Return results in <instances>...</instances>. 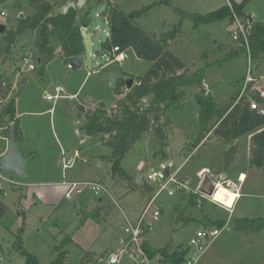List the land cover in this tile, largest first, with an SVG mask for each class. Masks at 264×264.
I'll use <instances>...</instances> for the list:
<instances>
[{
  "label": "rangeland",
  "instance_id": "374dc122",
  "mask_svg": "<svg viewBox=\"0 0 264 264\" xmlns=\"http://www.w3.org/2000/svg\"><path fill=\"white\" fill-rule=\"evenodd\" d=\"M45 1L54 6L55 12H60L74 0ZM161 1L165 0H104L97 5V0H89L87 8H90L92 22L82 31L84 53L81 56V68L68 67L58 52L43 76L29 70L22 61V54L27 52L28 60L32 62V53L30 48L27 49L34 42L31 32L20 36L10 55L3 54L5 42L1 37L3 34H0L1 69L15 74L18 69L14 72L12 69L18 66V83L25 79L16 103L28 141L26 148L35 151L31 159L24 157L23 178L1 172L5 180L0 178L4 188L0 200L7 209L0 215V257L3 259L0 264H25L26 255L34 257L37 264H50L56 257L55 246L65 236L71 238L66 248L74 250L75 247L76 250L69 253L68 263L80 264L86 252L96 256L109 253L126 225L124 215L133 220V215L147 203L151 193L144 192L143 182L138 184L136 178L143 179L151 168H158L159 163L151 158L152 136H143L122 160L121 167L129 175V179H124L119 174H113L111 163L101 158L108 156L110 150L102 146L99 139L86 137L79 130L83 120L77 116L76 106L93 110L103 103L111 113L124 96H115L113 93L116 82L131 78L133 86L135 78L143 76L152 65L151 62L138 59L131 49L120 54L121 63L113 59L114 52L98 56L109 32L103 13L113 6L129 14ZM167 1L171 5L160 4L150 9L136 19V23L150 35L175 34L168 49L185 64L188 73L240 49L231 40L228 19L197 27L185 20L179 25L180 12L205 15L229 6V0ZM232 1L242 4L244 0ZM243 4V12L251 16L253 22L264 23V0H246ZM0 11L3 12L0 24L6 30L15 28L20 14L25 18L34 13L29 0L0 3ZM57 44L56 40L52 41L54 50ZM248 58L247 52L241 53L222 65L208 69L205 81L211 91L206 94L204 90V96L211 95L219 105L229 104L240 97L249 68ZM251 66L254 77L257 80L260 78L264 85V58H259ZM111 78H114L112 86ZM56 87L64 90V96L77 92L76 99L62 98L55 103L47 101L46 95H53ZM121 91L125 93L126 87ZM185 91L188 94L181 102V109L168 112L172 126L168 132L170 159L167 162L173 164L172 170L177 171L176 176L192 188L199 183L201 174L211 177L219 184L213 193V200L218 204L200 199V205H191L189 194L168 196L166 192L161 193L154 203L161 210V216L153 223L145 244L153 250L166 248L168 255H172L180 247H185L197 231L214 227L220 230V235L208 244L197 264H264V231L259 235L245 236L232 228L238 219L264 218V167L250 165V136H243L234 142L237 143V155L225 171L234 182H237L241 171L247 177L240 187L243 196L229 213L226 208H231L237 194L226 185L227 182L223 183L225 172L221 162L222 154L232 144L225 145L215 134L210 133L197 148L194 146L200 110L194 95L199 89L191 86ZM61 147L81 151L87 162L77 163L69 173H74L77 181L100 183L114 201L105 193L96 196L86 188L77 197L64 198V189L59 185L62 178ZM141 163L144 167L140 170L138 165ZM10 178L16 185L7 181ZM240 178L244 179V176L241 174ZM156 189L152 188V192L155 193ZM218 192L221 193V200L215 199ZM225 193L234 198L231 204L226 203L229 197ZM34 194L40 199L37 204L32 203ZM212 220H224L226 225L221 227ZM53 223H57L59 228ZM157 255L160 254L154 256L155 264H165V258L160 261L155 258ZM84 264H93V261Z\"/></svg>",
  "mask_w": 264,
  "mask_h": 264
},
{
  "label": "trees",
  "instance_id": "16d2710c",
  "mask_svg": "<svg viewBox=\"0 0 264 264\" xmlns=\"http://www.w3.org/2000/svg\"><path fill=\"white\" fill-rule=\"evenodd\" d=\"M6 1L8 0H0V3ZM103 1L97 0L96 4H102ZM229 2V6L205 15L180 12L179 25L185 20L193 23L195 27L211 25L226 19L231 21V10L239 17H249L243 12V3L236 4L232 0ZM88 4L89 0L81 9H69L63 13V11L55 12L54 6L45 0H29V6L34 9V13L22 19L18 17L15 28L5 30L2 35L5 42L3 54L10 55L16 41L29 31L35 35V42L30 47L31 60L35 63L33 71L43 76L46 66L55 58L56 54L51 45L53 40L58 42L59 56L68 66L70 58L81 57L84 53L82 31L92 22L90 8H87ZM160 4L171 5L167 0L155 2L129 14H125L118 7L111 6L103 13L102 16L106 20L109 32L108 38L102 44V49L106 53H112L114 47L118 48L113 59L119 57L125 50L131 49L138 59L151 62L152 65L143 76L135 78V84L125 93L121 91L126 85L125 80L119 79L116 82L113 93L115 96H124L111 113L106 110L103 103H99L93 110H84L83 106L77 105V116L82 117L83 120L79 130L86 137L99 139L102 146L110 150L108 156H101V158L111 163L113 174L129 179L121 167V162L145 135H151L153 138L152 160L160 164L168 161V132L172 126L168 112L180 110L181 102L188 94L185 89L196 86L199 92L194 95V98L200 110L193 140L194 146L198 147L210 133L215 134L223 144H232L222 154L221 164L225 172L237 155V143L234 142L249 135L250 165L263 168L264 114H261L259 109L252 110L250 103L255 102L260 108H264V96L257 92H249L247 88L245 93L231 103L219 105L215 103L211 95L204 96L203 84L208 69L215 65H222L241 53L245 54L248 51L251 65H254L259 58H264V23L254 22L252 24L248 35V50L242 45L237 52L188 73L185 64L168 49L169 43L175 39V34L171 32L159 36L150 35L136 23V19ZM24 80L21 79L17 84V89L13 91V99L5 101L7 92L11 90V83L5 73H0V96L4 100L0 103V128H2L0 134L8 139L11 125H13L12 131L16 146L24 143L14 105L16 97L23 88ZM142 188L144 192L150 191L144 183ZM196 200L197 196L191 195L188 201L191 205H195ZM214 224L222 227L224 222L215 221ZM232 228L235 232L245 236L258 234L264 231V218L238 219L233 223ZM69 241L71 238L66 236L58 246H55L56 257L50 264H72L68 263L69 253L66 249ZM146 250L151 258L160 254L173 264H180L186 254L181 247L172 255H168L166 248L153 250L148 247ZM92 259L93 255L85 253L83 262L80 264L86 261L91 262ZM25 264L37 263L34 257L26 255Z\"/></svg>",
  "mask_w": 264,
  "mask_h": 264
},
{
  "label": "built area",
  "instance_id": "2783aa9c",
  "mask_svg": "<svg viewBox=\"0 0 264 264\" xmlns=\"http://www.w3.org/2000/svg\"><path fill=\"white\" fill-rule=\"evenodd\" d=\"M2 14L3 13H1V15ZM231 19L229 34L232 42L237 43L240 47L244 45L246 50H248V35L251 26L254 23L251 16L242 18L231 10ZM117 51L118 48L116 47L112 49V52L114 53ZM117 58L114 60L117 61ZM22 61L24 64L28 65L29 70L33 71L35 63H30L27 56L22 57ZM248 64L249 68L244 80L242 94L245 93L247 88H249V92H257L261 96H264V85L261 83L260 78L257 80L254 77L250 60ZM16 89L17 87L15 86L13 88L11 84V90L8 91L7 95L5 96L6 101L9 97L13 98V91ZM54 91L55 93L53 95H46L45 99L47 101H52L55 103L59 99L69 98L62 95L64 90L61 87H56ZM2 101L4 100H1L0 102ZM250 108L252 110L259 109V112L264 114V108H260L255 102L250 103ZM77 163H87L81 151H61L60 167L63 175L60 186L64 189V198L71 199L74 196L77 197L86 188L96 196L105 193L114 201L107 189L104 188L100 183L81 182L69 176L68 171L72 169ZM172 167L173 164L170 162L161 164L159 163L158 168H151L146 173L145 177L142 179V182L147 187H149L150 191L148 193H151L147 203L140 212L133 215V220L128 219L124 215L126 225L123 229L118 246L110 253L93 256V264H155L154 258H151L146 250L147 247L145 244V239L147 234L151 231L153 223L157 222L161 216V210L158 209L154 203L157 197L163 192H166L168 196H174L177 193L189 194L190 196L196 195L197 205L201 204L200 199L218 204L213 200V195L211 197H207L199 193L197 190L198 184L192 188L189 184L180 180V178L176 176L177 171H173ZM0 177L1 179H4L1 175ZM200 177L202 178V174ZM7 181L11 185H16L12 179H8ZM214 183L215 187L219 185L215 181ZM226 185L228 186V182ZM152 188H157L155 193L152 192ZM226 209L230 210L229 208ZM219 235L220 230L214 227L197 231L195 235L190 238L186 247L183 248V251H185L186 254L180 264H197L201 255L205 252L208 244L214 241ZM2 260L3 259L0 257V261Z\"/></svg>",
  "mask_w": 264,
  "mask_h": 264
},
{
  "label": "crops",
  "instance_id": "0c3cea01",
  "mask_svg": "<svg viewBox=\"0 0 264 264\" xmlns=\"http://www.w3.org/2000/svg\"><path fill=\"white\" fill-rule=\"evenodd\" d=\"M87 1V0H86ZM85 1V2H86ZM69 2H72V1H69ZM70 4V3H69ZM68 5V4H67ZM66 5V6H67ZM1 13H3L2 11H0V15H1ZM252 20H253V18H252ZM10 29H13V28H11L10 27ZM31 35L34 37V42H35V35L33 34V33H31ZM2 37V36H1ZM1 39V38H0ZM34 42L33 43H31L30 45H29V47H27V49H29L33 44H34ZM51 45H52V42H51ZM57 46V49L56 50H54L55 51V53L57 54L59 51H60V46H59V44H57L56 45ZM23 56L22 57H24V56H28V54H27V52H25L24 54H22ZM80 58V61H81V57H79ZM118 60L116 61V63H121L122 61H121V58H120V56L117 58ZM48 66V65H47ZM47 66H46V68H47ZM4 66L2 65V68H3ZM18 66H15V68L14 69H12V71L14 72L15 71V69L17 68ZM68 67H69V65H68ZM0 73H5V76L7 77V78H9L10 79V83L12 84V86H13V88L16 86L17 87V84H19L18 83V75H17V72L15 73V74H10V73H8V72H5V68H3V70L1 69V67H0ZM261 76V75H260ZM21 77V76H20ZM206 80V79H205ZM204 80V84H203V90H206V94L207 93H209L210 91H211V87H210V85L209 84H207L206 83V81ZM205 87V88H204ZM210 88V89H209ZM76 95H77V92L76 93H71V94H69L67 97H69L68 99H72V100H75L76 99ZM71 97V98H70ZM10 99H12L11 97H9L8 99H7V101H9ZM1 100H3L2 99V97L0 96V101ZM5 101H6V99H5ZM17 99H15V101H14V105H15V113H16V118L18 119V121H19V126H20V129H21V131H22V135H23V138H24V143H22V144H20V145H18L17 146V148H18V150H19V152H20V154H21V156H22V158H23V160H25L24 159V157L25 158H32V157H34L35 156V151H33V149H29V148H26V145H27V138H26V134H25V129H24V126H23V124H22V122H21V120H20V113H18V110H17ZM1 103V102H0ZM218 104V103H217ZM51 110H53V108L51 109ZM77 112V111H76ZM1 129L2 128H0V131H1ZM4 129V128H3ZM205 140V139H204ZM8 139H6V138H4V137H2V135L0 134V158L5 154V152H6V150H7V146H8ZM204 142V141H203ZM202 142V143H203ZM170 147V146H169ZM169 147H168V149H167V154H168V156H169V159H170V154H169ZM197 148V147H196ZM196 148H194V150L196 149ZM67 149V150H66ZM63 150H66L65 152H72V151H70L69 150V148H65V147H61L60 148V153H59V155H60V158H61V151H63ZM195 151H193V153H194ZM143 164L141 163V164H139L138 165V169H143ZM124 170V169H123ZM62 172V171H61ZM68 174H69V176L70 177H72V178H75L76 177V175L74 174V173H72V174H70L69 173V171H68ZM241 174L244 176V179H241L240 178V176H241ZM0 175H1V173H0ZM62 175H63V173H62ZM129 176V175H128ZM1 178V177H0ZM4 178V177H3ZM222 178L224 179L223 181L224 182H228V186L230 187V189H233L235 192H236V194H237V198L234 200V202H233V205L231 206V209L230 210H227L229 213L234 209V207H235V205H236V203H237V201H238V199H241L242 198V194L240 193V191H241V189L242 188H240L241 187V185L242 184H244L245 182H246V180H247V177H246V175H245V173L243 172V171H241V172H239V174H238V176H237V182L235 181H233V179H232V177H229V175H227V172H225L224 174H223V176H222ZM10 179H13V178H10ZM62 179V178H61ZM142 180V179H141ZM60 185V184H59ZM23 187H26V188H28L27 186H23ZM3 185L1 184V180H0V198H1V196H3L4 194H3ZM12 190H14V188H12ZM33 199H32V203L33 204H37L38 202H40V199L38 198V196L36 195V194H34L33 195V197H32ZM224 207V206H223ZM226 208V207H225ZM5 209H7L6 208V206L2 203V201L0 200V215L1 214H3L2 212V210H5ZM81 209V208H80ZM2 211V212H1ZM25 212L23 211L22 212V214L25 216V214H24ZM79 213V212H78ZM214 221H216V220H212V222H214ZM224 222V225L223 226H225L226 225V222L224 221V220H221V222ZM24 224V222L22 223V225ZM54 224V226H56L57 228H59V226L57 225V223H53ZM24 226V225H23ZM23 226H21V228L22 229H24V227ZM263 232V231H262ZM261 232V233H262ZM238 234H240V233H238ZM260 233H258V234H256V235H259ZM122 235V234H121ZM121 235L120 236H118L117 237V239H116V245L114 246V248L111 250V251H113V250H115L116 249V247L118 246V243H119V240H120V238H121ZM250 235H255V234H250ZM66 237V236H65ZM255 237V236H254ZM64 239V237L61 239V240H63ZM72 245H73V241H72ZM147 248L149 247V246H146ZM186 247V246H185ZM184 248V247H183ZM183 248H182V250H183ZM67 249V248H66ZM67 251H68V253H70V252H72V251H76L75 250V247H74V250L73 249H67ZM87 253V252H86ZM110 253V252H109ZM85 254V253H84ZM102 254H105V253H102ZM91 255H93V256H96V254H91ZM101 255V254H100ZM69 256V255H68ZM155 258H158V260L160 259V261H162L163 260V256H161V255H157V257H155ZM165 262V264H173V263H171L170 262V260H168V259H166V260H164Z\"/></svg>",
  "mask_w": 264,
  "mask_h": 264
},
{
  "label": "water",
  "instance_id": "95a60500",
  "mask_svg": "<svg viewBox=\"0 0 264 264\" xmlns=\"http://www.w3.org/2000/svg\"><path fill=\"white\" fill-rule=\"evenodd\" d=\"M86 0H77L76 2H72L65 6L63 8V13H66L69 9H81ZM19 18L22 19L23 15L20 14ZM6 30V27L3 24H0V34L2 35ZM106 51L102 50L98 56H105ZM69 67H76V68H81V61L79 57H73L68 60ZM114 78L110 79L111 86L113 84ZM132 79L128 78L125 80V87L127 90H129L132 87ZM13 125H11L10 128V134L8 138V146L5 154L0 158V170L1 172H6V173H13L14 175L23 178L25 176L24 172V160L16 146V143L14 141V134H13ZM136 181L138 184H142V180L140 177L136 178ZM215 183L211 179V177L204 175L200 179L197 190L199 193L211 197L215 191ZM183 227V226H182Z\"/></svg>",
  "mask_w": 264,
  "mask_h": 264
},
{
  "label": "clouds",
  "instance_id": "9594fccd",
  "mask_svg": "<svg viewBox=\"0 0 264 264\" xmlns=\"http://www.w3.org/2000/svg\"><path fill=\"white\" fill-rule=\"evenodd\" d=\"M225 195H228V197H229L228 200L226 201V203L231 204L234 198L230 194L225 193ZM215 199L221 200V193L220 192L217 193Z\"/></svg>",
  "mask_w": 264,
  "mask_h": 264
},
{
  "label": "bare ground",
  "instance_id": "6f19581e",
  "mask_svg": "<svg viewBox=\"0 0 264 264\" xmlns=\"http://www.w3.org/2000/svg\"><path fill=\"white\" fill-rule=\"evenodd\" d=\"M229 209H231V208H229Z\"/></svg>",
  "mask_w": 264,
  "mask_h": 264
}]
</instances>
